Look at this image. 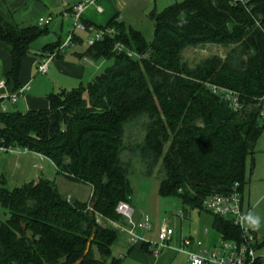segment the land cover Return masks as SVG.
<instances>
[{
	"label": "trees",
	"instance_id": "16d2710c",
	"mask_svg": "<svg viewBox=\"0 0 264 264\" xmlns=\"http://www.w3.org/2000/svg\"><path fill=\"white\" fill-rule=\"evenodd\" d=\"M150 16L151 42L112 18L114 32L84 53L112 63L74 89L52 93L46 108L9 111L0 100V144L50 158L69 180L89 184L94 208L115 220L123 219L118 203H131L135 159L145 175L157 173L163 196L179 197L184 207L205 210L207 197L231 193L237 182L243 194L248 158L264 132V0H182ZM48 25H13L0 14L14 91L22 87L31 43ZM64 41L47 43L38 54L58 52ZM206 44L226 46V56L213 54L194 66L184 59L188 47ZM213 86L237 92L240 108ZM133 126L144 127L141 142H127ZM0 192L10 214L0 221V264L123 263L113 252L121 231L99 224L86 201L69 200L55 181L40 177ZM207 211L225 239L244 240L234 220ZM143 247L150 250L147 242Z\"/></svg>",
	"mask_w": 264,
	"mask_h": 264
},
{
	"label": "rangeland",
	"instance_id": "374dc122",
	"mask_svg": "<svg viewBox=\"0 0 264 264\" xmlns=\"http://www.w3.org/2000/svg\"><path fill=\"white\" fill-rule=\"evenodd\" d=\"M176 1L182 0H115L120 7V15L126 17L125 19L133 25L134 28L141 31L148 41H153L155 37V23L150 14L155 11L157 13L163 11L166 7ZM57 15H54L56 18ZM55 20V19H54ZM54 20L48 25V29L54 28ZM75 31L73 19H69L67 27L64 30H56L54 33H44L31 43L32 53H40L47 43L57 42L59 39L65 40L69 33ZM76 33L82 37V43L76 45V50L86 53L90 45L88 44L90 36L94 38V33L88 35L85 30H76ZM68 47V55L73 54L75 49ZM74 49V50H73ZM228 48L226 46L217 44H206L202 46H190L184 51V59L192 66L196 65L200 60L213 54H218L223 57L226 56ZM76 53V52H75ZM63 56V55H62ZM61 56V57H62ZM67 56V55H66ZM68 56V57H69ZM60 57V56H59ZM89 63L88 67L95 69V75L103 72L112 60L105 58L95 59L87 54ZM39 77H47L54 83L60 77L58 72H54L53 76L50 74L40 73ZM56 77V78H55ZM43 79H39L41 82ZM87 81V80H86ZM81 81L70 84L69 87H78ZM70 88L68 90H72ZM41 89L44 90V84ZM65 88H60L62 91ZM9 111H17L15 104L9 105ZM145 130L143 126H133L128 130L127 142H141L144 138ZM129 153L127 152L126 155ZM136 165H135V164ZM132 165L135 167L134 173L131 175V204L136 209L137 214L149 215L154 222V228L151 231L142 229L137 230V234L144 235L145 239L151 242H159L158 229L161 225L167 223L174 229L175 234L171 242V247L175 249L171 256L166 255L159 264H191L188 255L185 252L178 251L180 247L179 240L184 237H198L203 234L204 239L207 240L209 248H218L223 240L220 232H218L210 223L211 214L199 208L184 207L182 201L177 196H163L160 193L161 179L157 173L152 176L145 175L142 171L143 164L140 160L135 159ZM251 166V161L249 163ZM258 166L253 174H247V182L245 184V206L251 196L252 210L248 216L254 215L261 218L259 228L253 229L255 233L264 236V167L261 166L260 160L256 159ZM38 176L49 178L56 182L59 190L69 200L86 201L88 203V210L94 212L89 208V204L94 206L92 202L93 188L83 182H74L69 180L66 176L59 173L54 162L39 153L18 152V151H2L0 152V188L14 189L17 186L30 180L37 179ZM1 193V192H0ZM73 196L74 198L70 197ZM126 201V200H123ZM10 216L9 209L1 202L0 196V221L8 219ZM247 216V217H248ZM229 218V217H227ZM245 227L248 228L246 220ZM107 225V224H102ZM130 237L127 233L121 232L120 239L113 245V252L115 255L123 257L122 264H140L133 256H128V250L131 243L128 241ZM136 238L132 242H136ZM131 241V240H130ZM164 254V253H163ZM167 254V253H165ZM99 256L100 253L97 252Z\"/></svg>",
	"mask_w": 264,
	"mask_h": 264
},
{
	"label": "crops",
	"instance_id": "0c3cea01",
	"mask_svg": "<svg viewBox=\"0 0 264 264\" xmlns=\"http://www.w3.org/2000/svg\"><path fill=\"white\" fill-rule=\"evenodd\" d=\"M84 1L86 0H0V14L6 22L20 26L37 24L39 19L42 17H52V21L55 19L54 28L52 30L48 29L46 33H52L53 35L54 33L56 34V30L59 29L62 31L67 27L68 20L72 19L70 14L73 12L74 6ZM99 7H102V10H99ZM119 9L120 7L115 2V0H96V3L87 6L84 13L85 21L94 26L95 29H93L91 32L85 31V33L88 35L93 33L95 34V32L100 28L114 29V27L110 26V21L114 17H116L119 21H124L126 24L133 26L125 19L126 17L120 15ZM55 14L57 15L56 18H54ZM49 24H51V22ZM76 35L79 39L77 38L75 40L74 45L70 46V49H75L78 43H82V37L77 33ZM76 49L72 51L73 54H70L69 56L67 53V47L64 51H60L58 54H56L50 61L49 68L45 74H50L53 76L54 72L57 71L59 74L58 77L60 78L55 80L54 83H52L51 79H48L47 77L42 78L38 75L42 73L38 69L39 64L47 54L40 55L38 53H32L31 51L23 61L19 76L18 86H25V92L15 103L10 99L3 100L2 103L6 106V109H9L10 104H15V107L19 111L46 108L48 106L49 96L52 93L61 92L58 91L60 88H65L64 90L74 88L75 86L69 87L71 86L70 84H75V82L79 81H81V83H86L95 77V69L93 67L86 66V63H89L87 55L79 52L81 50L77 51ZM12 68L13 57L11 47L8 43L0 41V80L5 79L7 81L6 88L0 87V96L15 92L14 87L17 86V83L12 80V75H10ZM39 79L43 80L39 82ZM42 84H44V90L41 89ZM256 159L260 160V163L262 164L261 166L264 167V132L257 142L254 154L248 158L247 174H253L258 167L256 165ZM250 161L251 166L249 165ZM39 178L40 176L33 180H38ZM33 180H30L29 182ZM244 188V209L246 211L252 210V203L250 202L251 196L249 197V200L247 201L248 203L245 206L246 197ZM70 197L74 198L73 196ZM138 215L140 216L142 214ZM248 229L249 232L255 233L252 227L248 226ZM255 234L259 235V244H262L260 248L264 250V236H261L259 233ZM140 236L143 238L142 240H136V242H132L133 240L130 236V239L128 240L132 244L128 250V256H133L137 261H139L140 264H159V262L162 260V255L163 258L166 255L171 256L173 251H175V249H164L159 256H156L151 248L150 250H145L143 244L145 243L146 239L144 235ZM194 238H201L207 243V240L204 239L202 233L198 237Z\"/></svg>",
	"mask_w": 264,
	"mask_h": 264
},
{
	"label": "built area",
	"instance_id": "2783aa9c",
	"mask_svg": "<svg viewBox=\"0 0 264 264\" xmlns=\"http://www.w3.org/2000/svg\"><path fill=\"white\" fill-rule=\"evenodd\" d=\"M234 2L249 4L251 0H232ZM96 3V0H86L74 6L73 12L70 14L75 26V31L68 34L65 41L60 46L58 52L47 54L39 64V71L45 73L49 68L50 61L60 51H64L67 47L74 45L76 30L93 31L94 26H88L85 22L84 13L86 7ZM102 10V7H99ZM52 17L40 18L38 23L42 26L48 25L52 21ZM114 32V29L100 28L95 34L94 38L90 36L88 44L94 45L97 41L102 40L108 33ZM116 48L122 50L126 49L120 42L116 43ZM129 55H135V53L129 49H126ZM7 81L5 79L0 80V87L6 88ZM25 86H22L17 91L0 96V100L10 99L12 102H17L19 98L25 92ZM213 90L221 94L230 104L235 108H240V99L232 89H228L220 86H213ZM2 108L6 109V106L2 103ZM264 115V111H263ZM2 151H18V152H36L28 147H22L17 145L0 144V152ZM39 153V152H36ZM43 155L42 153H39ZM45 156V155H44ZM240 183L237 182L231 193L216 194L207 197L204 200V206L214 215L229 217L234 220V223L239 225L244 233V240H229L223 238L221 245L218 248L210 249L207 243L201 238L184 237L180 239V247L178 251L185 252L191 264H264V250L258 247L260 237L258 234L249 232V229L245 227L244 221L251 210L244 209L243 194L239 189ZM89 208L96 214V220L99 224H108L121 232L127 233L132 240H142L143 238L137 234L138 229L151 231L154 228V222L149 215H138L136 209L129 201H120L117 205V212L122 216V220H115L107 218L98 212L94 206L89 204ZM175 234L171 225L165 223L160 226L158 231L159 242H151L145 240L150 244L151 250H153L156 256H159L164 249H173L171 247V240Z\"/></svg>",
	"mask_w": 264,
	"mask_h": 264
},
{
	"label": "clouds",
	"instance_id": "9594fccd",
	"mask_svg": "<svg viewBox=\"0 0 264 264\" xmlns=\"http://www.w3.org/2000/svg\"><path fill=\"white\" fill-rule=\"evenodd\" d=\"M246 223L249 227H252L253 229H257L260 226L261 218L259 216L249 215L246 218Z\"/></svg>",
	"mask_w": 264,
	"mask_h": 264
}]
</instances>
